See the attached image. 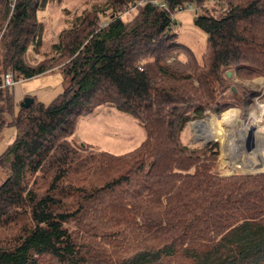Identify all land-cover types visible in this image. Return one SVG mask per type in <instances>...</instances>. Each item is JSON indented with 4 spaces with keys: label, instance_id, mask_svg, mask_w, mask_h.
<instances>
[{
    "label": "trees",
    "instance_id": "16d2710c",
    "mask_svg": "<svg viewBox=\"0 0 264 264\" xmlns=\"http://www.w3.org/2000/svg\"><path fill=\"white\" fill-rule=\"evenodd\" d=\"M50 1L0 0V131L16 129L0 154V264H264V172L221 175L217 142L181 139L206 111L242 105L245 93L227 92L232 68L264 76V0H212L217 15L210 0H159L165 8L138 5L130 20L123 7L139 0H107L71 17L32 63ZM189 4L204 8L194 19L207 34L204 63L174 31ZM57 69L66 83L47 104L33 96L22 107L3 85L7 72ZM105 105L141 122L136 148L71 140L79 118ZM222 115L211 116L220 127Z\"/></svg>",
    "mask_w": 264,
    "mask_h": 264
},
{
    "label": "rangeland",
    "instance_id": "374dc122",
    "mask_svg": "<svg viewBox=\"0 0 264 264\" xmlns=\"http://www.w3.org/2000/svg\"><path fill=\"white\" fill-rule=\"evenodd\" d=\"M12 1L14 4L15 0ZM106 1L107 0H51L46 5L45 9L39 12V18L44 26L43 45L39 53L33 48L29 50V60L34 63L51 52L53 43L57 41L59 31L70 25L71 17L77 16L87 9L104 7ZM1 4L0 2V8L2 7ZM132 5L133 3H130L123 7L121 16H124L127 20L132 19L137 12L136 8H132ZM193 6L192 9L185 8L175 13L174 19L176 23L174 31L177 33L178 41L190 47L198 60L204 63L205 59L208 57L207 34L195 24L194 20L195 16L204 12V8L198 9L194 4ZM205 9H208L216 15L221 12V8L212 0L205 3ZM110 15L111 10H108L106 13H101V21H106ZM177 57L182 62L187 60L185 54L180 53ZM231 70L230 88L227 89V92L233 93L234 89H236V93L239 95L245 93L243 95L244 100L242 101V105L238 107L241 111L236 108H231L236 110V117L233 124L227 125L228 122L225 114L228 110L221 113H214L208 110L203 117L194 118L189 122L188 126L182 131L181 139L183 144L190 148L205 146V142L209 140L212 142L220 141L218 142L219 157L216 170L220 172L221 175L261 173L264 172L263 166L259 165L261 161L260 156L264 153V76L247 78L237 76L235 68ZM65 83L63 71L57 69L26 80L24 79L20 85L16 86L14 89L19 88L27 94L32 92L38 94V91L41 89H62ZM222 113L223 127H220L211 116L215 115L221 118ZM198 121L203 122L204 125L199 124ZM251 128H254L253 136L255 138L253 147L249 148L247 139L249 136L247 135H249ZM220 130L223 131L222 138L212 139ZM228 135L234 137L229 138ZM144 138L145 130L138 119L129 113L117 110L114 106L105 105L103 108L101 107L79 118L77 129L71 137V140L78 144H91L96 150H106L114 154H123L136 148ZM234 138L236 140H234ZM0 141H3L1 136ZM229 141H236V143H234L235 145L232 144V146L236 147L229 148L226 143ZM223 142L225 144L224 151ZM231 150L235 151L236 155H234V152L232 154ZM236 165H241L244 169L248 168V171L236 168ZM2 175L3 170L0 169V183L3 180Z\"/></svg>",
    "mask_w": 264,
    "mask_h": 264
},
{
    "label": "crops",
    "instance_id": "0c3cea01",
    "mask_svg": "<svg viewBox=\"0 0 264 264\" xmlns=\"http://www.w3.org/2000/svg\"><path fill=\"white\" fill-rule=\"evenodd\" d=\"M52 72V71H51ZM48 73V72H47ZM25 78H21V80L16 83L13 88H15L16 86L20 85V83L24 80ZM26 80V79H25ZM18 88V87H17ZM63 90L62 89H48V90H39L38 94L36 92H32V93H25L23 92L21 89H14V94H15V98H16V101L17 102H20L21 100H23V98L25 96H35L38 100L44 102V103H49L51 102L61 91ZM38 95H39V98H38ZM104 106H102L103 108ZM101 108V107H100ZM99 108V109H100ZM231 108H236L238 110L241 111V109H239L238 107H231ZM230 108V109H231ZM229 110V109H228ZM231 135V134H230ZM228 135L229 138H232L234 136H230ZM0 136L1 138H3V141H0V154H2L4 152V150L8 147V145L14 140L15 136H16V129L15 127H6L4 128L2 131H0ZM248 136V135H247ZM255 138V137H254ZM248 139V138H247ZM217 143L220 142V141H216ZM224 142H223V151L225 150V146H224ZM232 151V150H231ZM234 152V155L235 154V151H232V154ZM224 155H225V152H224ZM231 155V154H230ZM255 160V159H254Z\"/></svg>",
    "mask_w": 264,
    "mask_h": 264
},
{
    "label": "built area",
    "instance_id": "2783aa9c",
    "mask_svg": "<svg viewBox=\"0 0 264 264\" xmlns=\"http://www.w3.org/2000/svg\"><path fill=\"white\" fill-rule=\"evenodd\" d=\"M145 3H151L153 6H160V7H166V4L162 1L159 0H139L136 2V4L132 5V8L135 9L137 8L138 5H142ZM187 8L192 9L193 5L189 4ZM21 80V78H16L14 73L12 72H7L3 78V85L4 86H14L16 83H18Z\"/></svg>",
    "mask_w": 264,
    "mask_h": 264
},
{
    "label": "bare ground",
    "instance_id": "6f19581e",
    "mask_svg": "<svg viewBox=\"0 0 264 264\" xmlns=\"http://www.w3.org/2000/svg\"><path fill=\"white\" fill-rule=\"evenodd\" d=\"M235 109L233 110V109H230V110H228L227 112H226V114H225V116H226V120H227V122H228V124L227 125H232L233 124V122L235 121V117H236V113H235ZM199 122V124H203L204 125V123L203 122H201V121H198ZM204 127V126H203ZM210 127H211V125H210ZM212 128V127H211ZM203 129V128H202ZM234 140H236L235 138H234ZM209 141H211V140H209ZM231 141V140H230ZM226 142L227 144H228V146H229V148H233V147H236V146H232V144H234V143H236V141L234 142ZM208 142V141H207ZM235 145V144H234ZM227 146V147H228ZM228 153V152H227ZM260 159H261V161H260V164L259 165H262L263 166V168H264V153L262 154V156H260ZM226 164V163H225ZM249 165H251V164H249ZM236 168H241V169H244V167L242 168L241 167V165H236L235 166ZM248 169V168H247ZM247 169H244V170H246V171H248Z\"/></svg>",
    "mask_w": 264,
    "mask_h": 264
},
{
    "label": "water",
    "instance_id": "95a60500",
    "mask_svg": "<svg viewBox=\"0 0 264 264\" xmlns=\"http://www.w3.org/2000/svg\"><path fill=\"white\" fill-rule=\"evenodd\" d=\"M34 102V98H33V96H30V95H28V96H25L24 97V99L21 101V106L22 107H28V106H30V104L31 103H33ZM253 129L254 128H251L250 129V131H249V137H248V147L250 148V147H253V145H254V136H253ZM210 142H212V141H208V142H205V145H207V144H209ZM260 172V171H259Z\"/></svg>",
    "mask_w": 264,
    "mask_h": 264
}]
</instances>
